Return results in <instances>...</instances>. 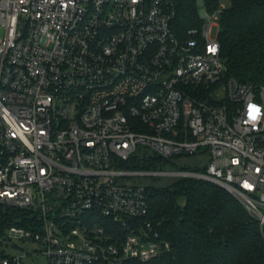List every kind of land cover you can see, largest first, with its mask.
Segmentation results:
<instances>
[{
  "label": "built area",
  "instance_id": "2783aa9c",
  "mask_svg": "<svg viewBox=\"0 0 264 264\" xmlns=\"http://www.w3.org/2000/svg\"><path fill=\"white\" fill-rule=\"evenodd\" d=\"M220 7L181 38L170 0H0V203L36 223L46 264H132L170 249L134 177H194L233 194L264 231V88L226 77ZM225 91L216 101L213 95ZM203 152L204 172L127 170L142 151Z\"/></svg>",
  "mask_w": 264,
  "mask_h": 264
},
{
  "label": "trees",
  "instance_id": "16d2710c",
  "mask_svg": "<svg viewBox=\"0 0 264 264\" xmlns=\"http://www.w3.org/2000/svg\"><path fill=\"white\" fill-rule=\"evenodd\" d=\"M174 9L173 28L181 38L199 29V0H170ZM224 0H203L207 12L215 13ZM220 12L218 40L226 64V77L264 88V0H227ZM176 155L163 158L142 151L121 162L127 170H175L204 172L206 165ZM174 158V159H173ZM161 177V176H154ZM168 184L146 186L152 219L170 249L146 262L132 264H264V231L259 221L229 191L211 181L194 177H172ZM183 200V203H181ZM29 208L0 203V233L12 225L36 223Z\"/></svg>",
  "mask_w": 264,
  "mask_h": 264
},
{
  "label": "rangeland",
  "instance_id": "374dc122",
  "mask_svg": "<svg viewBox=\"0 0 264 264\" xmlns=\"http://www.w3.org/2000/svg\"><path fill=\"white\" fill-rule=\"evenodd\" d=\"M228 1L224 0L221 3L222 9L228 8ZM199 5L201 6L199 10L200 16L203 18L204 14L208 13L206 8L204 7V2L203 0H199ZM220 17V14H219ZM219 19L217 21V24L213 26L212 28V37H217L218 32L220 30V23ZM4 35V28H0V38ZM226 94L225 91L222 90L221 94L218 95L216 92L213 95V98L216 101H220L223 98H225ZM174 159V158H173ZM190 161L191 163L195 162L199 165H207L208 164V159H202L199 157H189V158H180L177 161L178 163H186ZM166 171L170 170H175L172 166H168L165 169ZM139 181L140 183L143 182L144 184H168L171 182L173 179L172 177H166V176H161V177H154V176H142V177H134L133 180ZM181 203H183V200H181ZM14 243L16 244L15 247H10V254L11 255H17L21 256V259L23 263L25 264H46V256L43 253L41 245L32 240H22V239H17L14 238Z\"/></svg>",
  "mask_w": 264,
  "mask_h": 264
},
{
  "label": "water",
  "instance_id": "95a60500",
  "mask_svg": "<svg viewBox=\"0 0 264 264\" xmlns=\"http://www.w3.org/2000/svg\"><path fill=\"white\" fill-rule=\"evenodd\" d=\"M1 62H2V60H1V57H0V66H1Z\"/></svg>",
  "mask_w": 264,
  "mask_h": 264
}]
</instances>
